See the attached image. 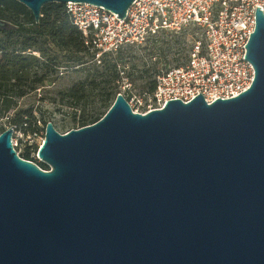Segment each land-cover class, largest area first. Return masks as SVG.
I'll list each match as a JSON object with an SVG mask.
<instances>
[{"label": "water", "instance_id": "95a60500", "mask_svg": "<svg viewBox=\"0 0 264 264\" xmlns=\"http://www.w3.org/2000/svg\"><path fill=\"white\" fill-rule=\"evenodd\" d=\"M36 22L50 3L16 0ZM245 58L251 87L209 104L168 101L135 113L123 94L96 123L62 134L38 158L0 134V264H264V13ZM122 20V19H121ZM18 26L0 19V30Z\"/></svg>", "mask_w": 264, "mask_h": 264}, {"label": "built area", "instance_id": "2783aa9c", "mask_svg": "<svg viewBox=\"0 0 264 264\" xmlns=\"http://www.w3.org/2000/svg\"><path fill=\"white\" fill-rule=\"evenodd\" d=\"M258 7L264 13V0H135L126 16L119 18L102 6L65 4L71 22L97 60L142 45L162 32H192L186 63L159 74L154 90L137 100L139 109L131 106L143 115L164 108L171 100L188 103L202 94L211 104L248 90L255 68L245 58L246 45L256 29Z\"/></svg>", "mask_w": 264, "mask_h": 264}, {"label": "rangeland", "instance_id": "374dc122", "mask_svg": "<svg viewBox=\"0 0 264 264\" xmlns=\"http://www.w3.org/2000/svg\"><path fill=\"white\" fill-rule=\"evenodd\" d=\"M25 8L32 14L26 6ZM191 35L192 32L181 34L162 32L142 45L108 54L106 58L118 62L117 70L121 78L111 83L112 78L104 77L103 82H106L105 85L109 88L116 87L119 92L117 95L123 94L133 109L138 110L137 100L146 97L156 84L159 74L186 63L193 44ZM25 54L37 57L41 63L46 60L39 51L29 50ZM58 54L62 56L59 59L62 67L55 75H49L43 83H31L35 72L38 73V78L44 75L40 64L32 67L31 80L28 84L35 85L37 89L22 99H14L17 106L8 107L4 99H0V134L14 126L13 143L18 155L24 157L28 154L35 162H38V153L45 139L47 125L45 116L47 123L53 122L57 131L66 134L72 129L81 128V119L92 114L103 100V91L92 89L90 86V81L96 74L91 63L97 60L96 57L80 67H73L69 58L65 56L68 55L66 52ZM104 58L103 55L97 60V65ZM99 70L102 68L99 67ZM78 85L85 88L84 97L80 102L68 96L69 90ZM30 108L35 111L34 119H30L31 123L25 124V130L21 125H12V119L18 112Z\"/></svg>", "mask_w": 264, "mask_h": 264}, {"label": "trees", "instance_id": "16d2710c", "mask_svg": "<svg viewBox=\"0 0 264 264\" xmlns=\"http://www.w3.org/2000/svg\"><path fill=\"white\" fill-rule=\"evenodd\" d=\"M0 19L18 26L15 30H0V99H4L8 107L17 106L14 99H22L37 89L35 85L28 84L34 65L40 64L44 75L38 78V73L35 72L31 83H43L49 75H55L62 67L59 62L62 56L58 54L59 52L68 54L65 56L69 58L73 67L91 62L93 57L95 59V54L86 46L82 33L71 22L63 4L45 5L40 21L36 22L33 15L27 12L20 2L0 0ZM29 50L42 53L46 58L45 62L41 63L31 54L26 55L25 52ZM107 55H104L105 58L100 64L97 65V60L91 63L96 74L90 81V86L92 89H101L104 94L101 105L92 114L81 119V127L98 122L111 108L119 93L116 87L109 88L105 85L106 82H103L104 77L112 78L111 83L121 78L117 70L118 62L106 58ZM99 67L102 70H99ZM154 88L155 85L151 91ZM84 91V86L78 85L69 90L68 96L80 102L84 97ZM34 113L32 108L18 112L12 119V125H21L25 130V124L31 123L30 119H34ZM45 124H47L46 116ZM23 158L31 160L28 154ZM39 165L44 170L49 169L42 162Z\"/></svg>", "mask_w": 264, "mask_h": 264}]
</instances>
